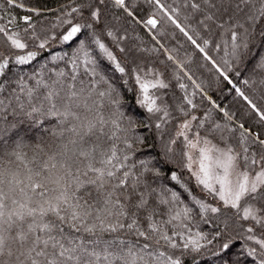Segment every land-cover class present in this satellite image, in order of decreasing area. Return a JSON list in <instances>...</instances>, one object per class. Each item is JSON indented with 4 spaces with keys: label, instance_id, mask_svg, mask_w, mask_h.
Instances as JSON below:
<instances>
[{
    "label": "snow or ice",
    "instance_id": "1",
    "mask_svg": "<svg viewBox=\"0 0 264 264\" xmlns=\"http://www.w3.org/2000/svg\"><path fill=\"white\" fill-rule=\"evenodd\" d=\"M146 2L156 11L144 19L131 0H87L65 13L82 16L87 8L86 22L60 20L68 25L65 31L43 39L32 22L39 10L23 0L0 3L28 13L6 21L0 16V47L15 50L0 53V264H242L241 257L264 264V138L249 140L251 130L240 123L234 146L223 133L235 128L206 127L201 120L194 130L195 115L172 137L164 128L170 112L161 94L169 84L142 62L144 49L121 45L126 36L118 26L123 18L151 32L166 18L215 69L217 81L230 85L264 123V0ZM182 10L195 36L202 30L207 38L198 42L178 21ZM29 39L38 50L30 49ZM50 40L78 47L50 54L52 68L26 72ZM210 46L230 57L223 60L227 68L209 54ZM167 59L207 97L184 64L172 55ZM247 60H254V75L256 69L262 73L251 81L253 97L229 74ZM121 88L136 93V104L155 121L126 116ZM213 108L229 121L235 115L214 102ZM140 125L151 135L139 134ZM157 138L161 152L138 155L155 148L149 141ZM178 140L180 171L170 167ZM249 144L257 147L250 151ZM193 185L203 196L194 194ZM185 194L194 207L184 203ZM194 212L210 231L198 224L193 231Z\"/></svg>",
    "mask_w": 264,
    "mask_h": 264
},
{
    "label": "trees",
    "instance_id": "2",
    "mask_svg": "<svg viewBox=\"0 0 264 264\" xmlns=\"http://www.w3.org/2000/svg\"><path fill=\"white\" fill-rule=\"evenodd\" d=\"M27 8L37 9L40 12V15H33V24L35 26L36 34L42 39L45 36H52L53 34L59 35L64 32L68 27L67 24L60 23V20L71 19L73 23H84L88 20V9H82L83 15H77L73 13L71 17L65 15L66 12H70L73 7H77L81 4L87 2V0H23ZM165 5L177 3L178 0H161ZM0 3H3V0H0ZM131 4L135 7L136 15L146 19L152 12L156 11L152 4L146 2V0H131ZM109 10L112 14H120V10L114 9L109 5ZM28 14L23 9L9 8L6 4L4 8H0V16H4L5 21L11 16H16L17 18L23 15ZM186 11H181L180 15L177 17L178 21L182 23L186 28H188L189 33L194 35V38L198 42L202 41V38H207L202 30L201 36H195V33L192 32L191 27H189L190 21L185 20ZM159 19V16L157 17ZM122 26L121 34L126 36V39L121 41L122 46L137 45L138 47L144 49L145 51L141 53L142 62L147 63L151 68L156 69L157 71L163 73V79L169 84V88L161 90L162 98L166 104L169 105L170 116L168 118V123L164 125V128L167 133H170L172 137L175 136V131L178 127V122L184 119L190 118L192 115L197 117L195 121L196 128H198V122L203 120L205 126H209L214 123L223 125H228L229 128H235L234 132L225 131L223 134L226 138H230L229 142L234 146L237 145L239 139L240 129L238 125L243 123L245 128L250 129L249 140L259 134L261 138H264V123L259 121V118L251 112L246 103L240 98L234 89H231L230 85H227L226 82L221 80L218 82L216 77L218 73L215 72V69H211V65L207 61H204L202 54H200L193 45L175 28L170 22L164 21L158 25V29L152 30L143 27L142 24H136L135 22L125 21L123 18L120 21ZM195 27V25H192ZM24 25L20 24V28L17 29L20 31L21 36H25L23 32ZM29 30V34L31 33ZM86 31V30H85ZM153 36L156 39H153ZM2 39V38H0ZM216 43H220L219 38H212ZM31 50H38L34 47V41L27 40ZM110 46L114 47V44L110 41V38L106 40ZM78 47V43L73 42L70 45L61 44L58 40H50L49 47L43 51H40V54L36 61L32 64L25 66L24 70L28 73L39 71L42 65L47 64L48 68H52L55 65L50 60V54L63 55L65 52L71 54ZM155 49V50H154ZM175 49V51H173ZM209 54L217 61L222 68H227L223 63V60L230 59V57L225 55L223 48L220 51L215 50L214 47L210 46L208 49ZM15 51L11 49H5L0 47V53L8 55L10 52ZM257 50L253 49L255 53ZM168 55H172L177 63H182L185 66L186 70H190V74L193 75V79L196 83L200 84L203 88L204 93H207V97L203 95L196 87L193 85L191 80H188L187 77L183 75L182 72L173 64L172 61L168 60ZM57 65L60 69H64L65 65L63 61H58ZM105 67H107V62L105 61ZM211 69V70H209ZM67 70V69H65ZM236 71H239L240 75H236ZM45 73L47 74L46 70ZM177 74L180 76V79H177ZM233 79V82L239 87L246 95L250 97L254 96L253 85L251 81L253 79L259 78L262 74L259 69L255 70L254 75V60H247L244 64L240 65L239 68L233 67V71L229 73ZM110 75V73H109ZM118 75V74H117ZM244 80H249V85L244 84ZM183 83L186 85L185 89H181L179 84ZM231 89V90H230ZM195 93V95H193ZM121 96L124 100V107L122 110L125 112L126 116H133L137 121L144 120L146 122H154L155 117L149 120V114L146 112V109L141 108L136 104V93L126 91L121 88ZM185 97L192 99L193 103L196 105L195 108H192L190 105H187ZM210 97L211 99H209ZM213 102L217 105H220L229 114H235L233 119L229 121L223 113L218 109L213 108ZM257 103H261L257 101ZM180 109L188 112V117H185ZM203 133V129H199ZM139 134L151 135L150 132H145L143 125L137 129ZM40 133H33L32 135H39ZM219 136V133L217 134ZM168 137L165 136V139ZM218 142L217 139H214ZM155 143L156 147L153 149H144L143 152L138 153V155L144 156L146 153L155 157L157 153L161 152L160 140L157 138L155 141L150 140L149 143ZM177 158L174 160L170 167L178 171L181 170L182 161L179 157V150L182 147L181 141H177ZM257 146L249 144L250 151L255 150ZM183 176L188 177L189 173L186 169H183ZM194 187V185H193ZM194 194L203 196V193L199 188L194 187ZM185 204H188L190 207H194L191 204L190 198L182 196ZM209 202L211 198H208ZM182 206V205H181ZM193 220V231L196 230V225L198 224L200 229L203 231H210V228L204 225L199 221L198 217L195 216L194 212ZM243 242L236 246L233 251H238ZM242 264H253L252 258L249 257L247 260H244L241 257Z\"/></svg>",
    "mask_w": 264,
    "mask_h": 264
},
{
    "label": "rangeland",
    "instance_id": "3",
    "mask_svg": "<svg viewBox=\"0 0 264 264\" xmlns=\"http://www.w3.org/2000/svg\"><path fill=\"white\" fill-rule=\"evenodd\" d=\"M187 119H190V118H187ZM182 122H183V120H182V121H179V122H178V126H179V124L182 123ZM177 128H178V127H177ZM193 128H194V130L198 129V128H196L195 121H193ZM190 135H191V134H190ZM213 143H217V142L213 139ZM221 146H223V145H221Z\"/></svg>",
    "mask_w": 264,
    "mask_h": 264
}]
</instances>
